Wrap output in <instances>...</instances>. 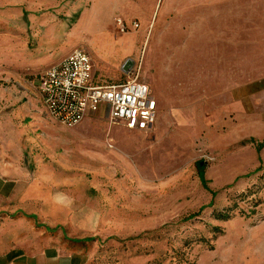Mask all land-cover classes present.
Listing matches in <instances>:
<instances>
[{
	"label": "rangeland",
	"instance_id": "obj_1",
	"mask_svg": "<svg viewBox=\"0 0 264 264\" xmlns=\"http://www.w3.org/2000/svg\"><path fill=\"white\" fill-rule=\"evenodd\" d=\"M61 46L101 82L147 81L154 127L53 118L38 85ZM0 175L18 186L0 253L60 239L84 264H264V0H0Z\"/></svg>",
	"mask_w": 264,
	"mask_h": 264
},
{
	"label": "built area",
	"instance_id": "obj_2",
	"mask_svg": "<svg viewBox=\"0 0 264 264\" xmlns=\"http://www.w3.org/2000/svg\"><path fill=\"white\" fill-rule=\"evenodd\" d=\"M124 31L126 26L122 23ZM43 104L60 124L73 127L102 109L114 123L131 130H150L158 118V101L139 75L121 81H98L91 55L77 47L40 74Z\"/></svg>",
	"mask_w": 264,
	"mask_h": 264
},
{
	"label": "crops",
	"instance_id": "obj_3",
	"mask_svg": "<svg viewBox=\"0 0 264 264\" xmlns=\"http://www.w3.org/2000/svg\"><path fill=\"white\" fill-rule=\"evenodd\" d=\"M106 15L107 11L105 10L97 11L90 15L92 26L94 27L98 23L103 24L106 22L104 23V26L107 27L109 23L105 21ZM71 51L69 48L61 46L57 50L56 56H42V58L45 61L47 68H49L55 64H58ZM94 73L96 80H98L95 66ZM17 191L18 186L15 181L6 179L0 175V203L5 199H10ZM82 261L86 262V258H82V256H80L78 253L69 251L67 247H64L60 239L54 240L52 245L48 246L43 252L38 254L30 253L22 245L11 247L8 250L0 253V264H80Z\"/></svg>",
	"mask_w": 264,
	"mask_h": 264
},
{
	"label": "trees",
	"instance_id": "obj_4",
	"mask_svg": "<svg viewBox=\"0 0 264 264\" xmlns=\"http://www.w3.org/2000/svg\"><path fill=\"white\" fill-rule=\"evenodd\" d=\"M197 167L199 169V172L201 175H204V170H205V162L203 160L197 162ZM205 207H201L200 210L197 212V213H193L191 215L188 216V219H191V218H194L196 217L199 213H201V211L204 209ZM32 217H35L34 215H32ZM231 217V213L229 211H226V212H219L217 215H216V218L218 219H221V220H228L229 218ZM92 240H95L94 237H86V238H83V239H77L75 241H92ZM85 262L82 261L80 264H84Z\"/></svg>",
	"mask_w": 264,
	"mask_h": 264
}]
</instances>
